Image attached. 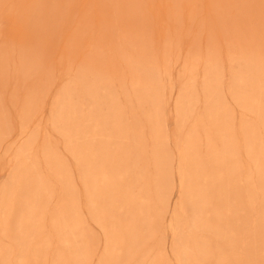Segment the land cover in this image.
Masks as SVG:
<instances>
[{
    "label": "rangeland",
    "instance_id": "rangeland-1",
    "mask_svg": "<svg viewBox=\"0 0 264 264\" xmlns=\"http://www.w3.org/2000/svg\"><path fill=\"white\" fill-rule=\"evenodd\" d=\"M0 264H264V0H0Z\"/></svg>",
    "mask_w": 264,
    "mask_h": 264
}]
</instances>
